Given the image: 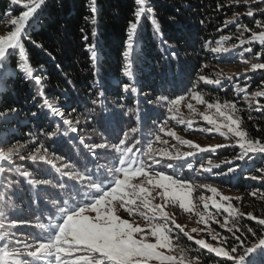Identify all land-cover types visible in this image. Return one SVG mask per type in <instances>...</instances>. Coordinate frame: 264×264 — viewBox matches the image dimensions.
Returning <instances> with one entry per match:
<instances>
[{"label": "snow or ice", "instance_id": "snow-or-ice-1", "mask_svg": "<svg viewBox=\"0 0 264 264\" xmlns=\"http://www.w3.org/2000/svg\"><path fill=\"white\" fill-rule=\"evenodd\" d=\"M233 3L239 5V0H233ZM10 4L22 5V10L15 17L11 10L6 12L10 30L6 35H0V82L10 79L12 72L22 74L25 80L34 81L37 87L31 101L36 111L30 110L24 115L37 118L46 110L50 118H57V122L48 130L29 132L23 142L16 140L12 143L5 135L11 131L6 125L15 122L22 112L13 106H6V111H0V129H3L0 132V264H203L206 258L212 259L214 264H264V215L242 212L233 206L232 201L242 202L243 197L223 195L211 184L182 178L174 170L175 162L183 161L182 166L200 178H204L205 174L230 176L237 170L242 171L238 161L247 163L257 156L264 157V138H253L242 128V109L237 107L236 102L226 100L221 103L216 99L209 103L204 98L198 90L201 83L222 85L221 74L217 73L214 79L203 74L207 64L199 67L186 94L170 96L161 92L152 96L141 92L134 78L133 51L142 20H147L155 27V34L162 36L154 5L149 0H133L132 19L126 29L121 72L128 82L120 85L122 95L112 107L120 117L130 118L131 126L121 129L112 139L104 131L94 129L100 142H88L91 138L82 134L83 126L93 128L97 122V109L105 123L115 119V111L109 109L110 102H106L105 92L101 87L88 100L90 107L85 111L70 107L67 115L53 103L46 95V77L34 74L25 48L27 41L44 49L41 42L33 39L32 30L42 18L48 0H10ZM260 5H264V0H253V4L245 0L243 6L248 8L246 16H264V7ZM220 7L218 4L217 9ZM89 11L92 14L90 23L95 26L97 0H89ZM240 15L235 13L224 27L229 23L236 24L237 31L243 27L245 32L252 34L249 41L239 39L238 45L233 44L229 48L224 44L231 37L223 36L216 41L215 47L211 41H205L204 47L213 54H221L258 41L261 51L256 53V58L264 55V31L253 32L247 26L238 24ZM255 24L257 28L264 29L260 20H256ZM81 32H84L83 28ZM91 35L93 38L97 36L95 27ZM83 39L87 41L88 36L84 35ZM162 43L164 47L161 51L171 49L167 55L175 61L174 71L179 72L178 46L168 44L166 40ZM252 51L251 47L243 48V52ZM88 52L95 67L98 59L96 43L88 45ZM243 52L240 54L243 55ZM47 55L55 59L51 53ZM13 59L15 67L12 66ZM250 70H264V62L252 63ZM226 79L231 80L232 77ZM237 89L238 93L244 94L243 99L249 109L264 114V104L256 99L264 97V91L252 93L250 99L247 85L244 88L237 85ZM129 96L132 98L130 105L125 103ZM141 96L158 113V119L153 122V129L148 135L142 128L147 110L141 108ZM192 100L207 109L197 113L207 125L201 131L218 133L228 143L202 147L183 140L169 127L170 122L175 121L192 128V120H186L180 110L183 103L189 111L196 112ZM164 137L175 138L189 150H178L175 145H169V140ZM60 138L76 147L78 152L83 150L79 164L73 163L66 155L50 151V146L44 142H55ZM229 148L238 149L231 159L213 163L211 159L204 161L201 158L197 164L199 154ZM101 160L106 162L101 163ZM44 168L50 169V174L38 175ZM167 169H173L174 173L168 174ZM256 171L259 175L249 173L245 178L264 181V167ZM198 190L211 195L201 194L194 199ZM49 193L53 194V198H48ZM25 196L28 197V207L34 211L31 217L22 218L16 201ZM250 196H259L264 200V193L259 190L252 191ZM157 200L159 203H155ZM201 205L203 211L198 210ZM41 206L44 211H41ZM170 206L188 213L195 210L198 222L207 227L192 228L191 232H186L184 226L166 210ZM210 208L215 211H209ZM121 209L127 212L129 218L121 217ZM221 213H226L223 221L217 218ZM243 219L254 221L255 226L241 225ZM212 222L222 231L211 228ZM198 231H206L214 243L195 239L191 233ZM181 236L192 242L194 249L181 247ZM190 251L194 254L190 255ZM205 251L207 257L203 255Z\"/></svg>", "mask_w": 264, "mask_h": 264}, {"label": "trees", "instance_id": "trees-1", "mask_svg": "<svg viewBox=\"0 0 264 264\" xmlns=\"http://www.w3.org/2000/svg\"><path fill=\"white\" fill-rule=\"evenodd\" d=\"M149 3L154 5L155 18L160 25L162 36L155 34V27L152 24L147 20H142L133 51L134 78L141 92L150 93L152 96L159 95L161 92L170 96L186 94V90L191 87L190 82L195 79L196 72L203 64L208 65L203 70V74L214 79L216 73L212 74L209 69L217 67L219 60L216 58L217 54L211 53L204 47V43L211 41L213 46L221 37L232 35L236 24L229 23L227 27L224 25L233 19L235 13H241L243 6L240 2L237 5L233 3V0H149ZM218 4L221 5L219 10L217 9ZM97 7V24L93 26L90 23L92 14L89 11V0H48V6L42 18L32 30L33 39L41 42L44 49L34 47L25 41L29 64L33 68L34 74L46 77V95L61 110L65 111L66 115L70 107L85 111L90 107L87 103L88 100L102 87L106 102H110L108 103L109 109L115 111V119L110 123H105L100 110L97 109V122L93 128L83 126L82 134L91 138L88 142H100V137L94 129L104 131L109 139H112L119 134L121 129L131 126V119L120 117L118 111L114 110L112 106L122 95L120 85L128 82L121 72L124 64L122 52L125 50L128 21L132 19L133 0H97ZM9 10L15 17L22 10V5L17 7L11 5L10 0H0V24L8 19L6 12ZM85 17L88 19L86 20ZM256 19L264 23V16L259 14L252 18L241 14L237 23L245 25L251 30L261 31L262 29L257 28L255 24ZM201 20L204 21L203 24L200 23ZM93 27L97 32L95 38L91 35ZM82 28L84 29L83 33L81 32ZM5 30L7 32L10 30L9 24ZM84 35L88 36L87 41L83 39ZM248 35H251L250 32ZM164 40L168 44L177 45L180 50L181 68L179 72L174 71L175 61L167 55V51L171 49L161 51L164 47L162 43ZM92 43L97 45L98 59L95 67H93L88 52V45ZM252 46L255 53L261 51L258 42H252ZM47 53H51L55 59H50ZM57 65L60 66L59 70ZM12 66L15 67V59L12 61ZM10 75V79L0 82V111H6V106H13L21 110V116L15 122L6 125V127H10L11 131L5 135L12 143H15L16 140L23 142L29 132L39 133L41 130L50 129L57 122V118H50L46 110L41 112L37 118L26 117L25 113L30 110L36 111L32 105L31 97L37 86L34 81L25 80L18 72H12ZM229 76L232 77L231 80L226 79ZM221 79V86L201 83L198 90L203 93L209 103L216 99H219L221 103L226 100L236 102L237 107L242 109L240 112L244 120L242 128L253 138H264V114L255 110L245 111L242 108V101L236 95L234 87L238 81L237 76L221 73ZM263 83L264 73H260L254 79V84L263 85ZM125 103L128 105L132 103L131 96ZM259 103L264 104V97L259 98ZM184 105L182 103L180 110L186 120H192V130L207 126L199 116L194 118L188 115L182 108ZM201 107L203 110L206 106L201 104ZM141 108L147 110L142 128L144 134L148 135L153 129V122L158 119V113L144 102L143 96H141ZM249 116L252 117L251 120L248 119ZM81 119L83 120V116ZM171 126L182 132L189 129L186 125L176 124L175 121L170 122L169 127ZM2 131L3 129H0V132ZM44 142L50 146V151L70 157L73 163L79 164L83 156V150L78 152L76 147L63 138L57 139L55 142L51 140H44ZM194 143L197 142L194 141ZM233 150L234 153L237 151V149L236 151L235 149H218L215 153L199 154L196 157L197 164L201 158L203 160L217 158L221 161L226 158L231 159L234 155L232 154ZM105 162L101 160V163ZM237 163L245 168H250L246 175L249 173L259 175L256 170L264 167V157L257 156L247 163L239 161ZM182 165L183 161H177L174 169L175 172L181 174L182 178L189 177L196 180L199 177L198 175L194 176ZM174 170L167 169L166 171L171 175ZM49 174L50 169L44 168L38 175ZM246 175L242 173L238 178H235L234 174L220 176V183L222 187L229 188L244 198L242 202L233 200L240 211L253 212L262 216L264 215V200L259 196L252 197L250 193L262 188L264 190V181H253L245 178ZM47 196L49 199L53 198L52 193ZM16 206L20 209L22 218L33 215L34 210L28 207L27 196L16 201ZM44 210L41 206V211ZM240 223L241 225L255 226L254 221L249 222L247 219L241 220ZM217 230L222 231L220 228ZM21 231L29 230L22 229ZM222 234L227 233L223 232ZM179 243L186 250H192L195 247L183 236L180 237ZM191 254L194 253L190 251ZM203 255L204 257L208 256L206 251ZM203 264H214V261L206 258Z\"/></svg>", "mask_w": 264, "mask_h": 264}, {"label": "rangeland", "instance_id": "rangeland-1", "mask_svg": "<svg viewBox=\"0 0 264 264\" xmlns=\"http://www.w3.org/2000/svg\"><path fill=\"white\" fill-rule=\"evenodd\" d=\"M239 2L243 6L245 3V0H239ZM248 4H253V0H248ZM260 7H264V5H260ZM247 11H248V8L243 6V9L241 10L240 14L246 15ZM7 24H9V19H7L4 23L0 24L1 35L7 34V31L5 30ZM252 31L257 32V33L260 32V31L253 30V29ZM261 31H264V29H262ZM231 34L232 35H225V36L231 37V39L225 42L224 44L225 47L231 48L233 44L238 45L239 39H244L247 42L251 39V35H252L251 32H250L251 35H248V32H245L243 27H241L240 30L237 31L236 25L233 28ZM254 42H258V41H254ZM213 46L215 47L216 43H214ZM247 47H251L253 49L252 43L251 44L245 43L243 46H238L234 50L228 53L217 54L216 58L219 60V65H217V67L215 68L209 69L212 74L226 73L228 75L237 76L238 81L235 83V86H234L235 92H236V95L242 101L241 102L242 108L245 109V111L253 110V109H249L247 107V101L243 99L244 94L238 93L237 85L239 86V88H244L247 85V92L249 94L250 99H251L252 93L256 91H264V86H263L264 83L263 85L254 84V79L257 78L258 74L264 73V70H256V71L250 70V65L252 63L264 62V56L261 55L259 59L256 58V53L260 52V50L256 53H255V50H253L251 53L243 52V48H247ZM241 52H243V55L240 54ZM247 77H250V79H247ZM256 99L259 101V98H256ZM191 103L194 105L196 112L189 111L186 105L182 107L183 110L187 112L188 115H190L191 117L195 118L198 116L197 115L198 112H205L207 110L206 107L202 110L201 104L197 103L195 100H192ZM253 103L255 104V100H253ZM170 128H172V130H174L176 134L180 136L183 140H190L193 143L195 141L198 144H200L202 147H207L208 145L225 144L229 142L225 138L221 137L218 133L217 134L216 133H206V132L201 131L203 126L195 130L185 129V132L179 131L180 129L173 128V126H171ZM164 138L169 140V145H175L176 148L180 151L188 149L186 145H181L179 141L175 140V138H169V137H164ZM156 147H160V145H157ZM229 149L232 150V148H229ZM232 152H233L232 154H235L234 150ZM206 160L207 159H204V161ZM211 160L213 161V163L221 162V160L217 158H211ZM240 169H242V171L237 170L235 173H233L235 178H238L242 173L246 175V173L250 171V168H245L243 166H240ZM196 182L211 184L213 187H216L218 191L222 193L223 195H227L233 198L241 197V195L231 191L229 188L222 187L220 183V176H208L207 174H205L204 178L198 177L196 179ZM259 191L260 193H264L263 188ZM201 194L205 196L211 195L210 192L198 190L197 192L194 193V199ZM155 203H159V200L155 201ZM233 206L236 207V204H234V202H233ZM166 210L173 214V218L176 220L177 223L184 226L186 232H191L192 228L205 229L207 227L205 224L198 222L199 217L195 215V210L192 213H188V212H185L179 209L178 207H171V206L167 208ZM198 210L203 211V206L201 205ZM209 211L214 212V209L210 208ZM119 214L121 215L122 218H129L127 212L123 209L119 210ZM225 215L226 213H221V215L217 218L223 221V216ZM210 227L213 228L215 231H219L217 230L219 226L215 224V222H212L210 224ZM191 234L195 239H205L207 242L214 243L213 241H211L206 231H198L197 233H191Z\"/></svg>", "mask_w": 264, "mask_h": 264}]
</instances>
